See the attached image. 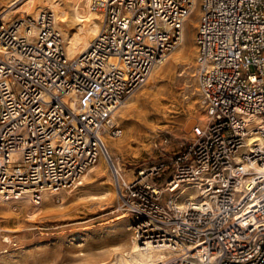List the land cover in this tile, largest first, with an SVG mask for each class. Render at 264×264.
<instances>
[{
	"label": "built area",
	"instance_id": "built-area-1",
	"mask_svg": "<svg viewBox=\"0 0 264 264\" xmlns=\"http://www.w3.org/2000/svg\"><path fill=\"white\" fill-rule=\"evenodd\" d=\"M192 4L92 0L100 30L73 57L48 9L0 21L2 200L38 204L44 190L80 185L105 138L122 133L116 109L181 42ZM199 11L208 120L185 143L154 135L159 159L114 179L116 211L141 248L164 252L153 264H264V0H200ZM252 133L261 142L246 143Z\"/></svg>",
	"mask_w": 264,
	"mask_h": 264
},
{
	"label": "rangeland",
	"instance_id": "rangeland-1",
	"mask_svg": "<svg viewBox=\"0 0 264 264\" xmlns=\"http://www.w3.org/2000/svg\"><path fill=\"white\" fill-rule=\"evenodd\" d=\"M26 1L0 0V17L9 9L19 10ZM199 4L200 0H194L188 15L196 21ZM26 14L33 15L18 11L7 21ZM189 22L186 19L184 25ZM75 25L74 21H66L64 31L57 28L63 46L64 34L73 33ZM194 31L195 28L192 44L185 47L182 55L171 59L183 45H188L181 39L164 60L155 65L154 68H162L159 76L151 79L152 69L148 81L135 89L114 113L122 133L107 140L111 161L123 168L119 170L121 179L132 176L137 165L159 159V150L150 142L154 135L171 134L176 141L185 143L192 136V126L200 124L196 116L206 114L199 102L195 76ZM129 106L132 108L125 112ZM191 113L195 117L191 118ZM112 141L121 144L120 149L114 147ZM99 160L85 171L81 178L83 184L61 189L57 194L49 192L51 196L46 202L43 198L35 205L22 199L0 201V264H96L108 261L114 247L127 246L134 234L131 228L124 230L123 224L128 218L120 217L121 213L116 211L118 197L110 164L104 163L102 174L95 171ZM101 186L114 189L115 196L91 198V193H99Z\"/></svg>",
	"mask_w": 264,
	"mask_h": 264
},
{
	"label": "bare ground",
	"instance_id": "bare-ground-1",
	"mask_svg": "<svg viewBox=\"0 0 264 264\" xmlns=\"http://www.w3.org/2000/svg\"><path fill=\"white\" fill-rule=\"evenodd\" d=\"M9 1L13 3L15 0L14 1L9 0ZM91 1L92 0H27L24 3L25 5L19 6V10L9 9L8 11H6L0 17V20L7 21V18L12 13L18 12V11L32 13L33 16H35L38 12L43 11L46 8H48L53 14L54 26L56 28L64 31L63 25L66 21L76 22V25H75L76 28L74 32L69 35L64 34L65 36H64V46L63 47L65 49V54L67 57H73L77 55L78 53L82 52L87 46V44L94 37H96L97 33L100 30L101 21H102V13L99 10L94 9L92 7ZM9 5H7V7H9ZM189 16H187L186 19L190 20V22L187 23V25H184L185 34L182 31L183 33L182 40L187 41L188 45L187 46L183 45L182 49H180L179 52H177L175 55L172 56L171 58L172 60L181 56L185 47H188L189 45L192 44L191 37L193 36V29L196 28L197 26V21L191 19V17ZM194 48H196L195 43H194ZM161 72H162V68H159V67L153 68V73H151V79L158 77ZM131 108L132 106H129L125 112L129 111ZM190 116L191 118L192 116L195 117V115H193L192 113L190 114ZM196 117H197V120L200 121V124H204L208 120V116L205 113L203 114L200 113ZM191 122L192 121L186 123L184 129L187 128V126ZM245 142L248 144L261 142V137L257 133H252L245 137ZM103 143H104L105 149H104V152L99 157L100 159L99 164L96 167L95 171L100 172L99 174H102L103 173L102 166L104 165V163H107L108 166L110 164V167L112 169L113 179H116L118 177L120 178L122 175L119 172V170L123 168L117 167V165H115L111 161L110 153H109L110 145H109L107 138H105ZM113 146L120 149L121 144H119L118 142H113ZM130 178L131 176L128 175L127 179H130ZM80 183L83 184V181H81ZM113 190L110 187L101 186L99 193H95V192L91 193V198H97V197L106 198L107 197V198L112 199L115 196V190L114 191ZM185 191L188 192L187 195L189 196L193 195L192 191H189L187 188L185 189ZM49 192L54 193L53 191H49V190L43 191V194H42L43 202H46L49 200L51 196V193ZM21 199L26 202L29 201L27 197H23ZM0 201H2L1 198H0ZM119 216L125 217V214H121ZM123 227L125 231L131 228L130 223H129V218H128V222L123 224ZM162 257H164L163 251H160L152 247L151 248L150 247L141 248L135 236L132 235L126 247H117V246L114 247L112 249V257L108 261L102 260L96 264H153L156 261H160ZM191 262H194V261L192 260ZM194 264H197V263L194 262Z\"/></svg>",
	"mask_w": 264,
	"mask_h": 264
}]
</instances>
